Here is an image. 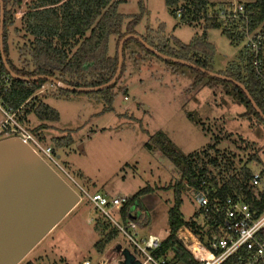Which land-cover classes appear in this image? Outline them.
Masks as SVG:
<instances>
[{
	"label": "rangeland",
	"instance_id": "374dc122",
	"mask_svg": "<svg viewBox=\"0 0 264 264\" xmlns=\"http://www.w3.org/2000/svg\"><path fill=\"white\" fill-rule=\"evenodd\" d=\"M31 1L23 0L19 7H8L13 12L7 26L9 56L18 66H22L19 49L30 36L24 30L23 16ZM211 1L225 2L232 8L252 0ZM119 12L125 15L142 13L137 31L141 34L151 32L169 40L170 45L174 44V39L188 44L196 33H202L200 27L182 23L165 0H124L119 5ZM207 41L214 48L212 67L216 73L225 70L244 50L243 43L232 44L216 28L208 31ZM138 50L133 45L128 52L126 72L113 89L112 109H108L105 95L99 92L63 94L54 85L46 83L40 95L45 103L58 111L60 119L47 123V140L42 143L54 147L51 137L73 139L70 148L58 150V161L66 174L51 164L77 192L79 187H84L91 193L101 191L132 198L139 190L151 187L152 192L140 197L144 210L139 213L137 223L141 233L156 234L164 239L169 234L168 209L174 204L173 186L179 180L180 172L172 161L147 146L150 137L163 131L185 154L215 144L236 164L240 159L244 162L251 154L258 153L262 162L252 163L251 168L255 173L263 174L264 182V125L255 118L243 117L246 108L228 96L221 86L195 89L194 72L189 67H177L175 71L172 63L149 54L143 60L133 62L130 52ZM115 52L116 38L111 37L109 54L114 56ZM188 112L192 113V118ZM3 118L0 111V121ZM29 118V123H25L28 126H25L32 131L40 122L34 115ZM246 142L250 146L247 147ZM182 201L184 217L196 221L198 228L194 229L204 236L206 226L198 225L204 221L202 217H196L198 203L187 190L182 194ZM94 214L90 203L82 199L19 264L28 261L36 264H83L85 261L103 264L105 251L114 243L119 241L129 247L119 236L121 238L99 253L94 246L99 239L95 222L89 220ZM106 253L108 255V251ZM106 260L111 264L108 258Z\"/></svg>",
	"mask_w": 264,
	"mask_h": 264
},
{
	"label": "trees",
	"instance_id": "16d2710c",
	"mask_svg": "<svg viewBox=\"0 0 264 264\" xmlns=\"http://www.w3.org/2000/svg\"><path fill=\"white\" fill-rule=\"evenodd\" d=\"M3 2L5 9L4 52L11 69L19 76L17 78L11 77V87L5 95V101L12 109L20 110L19 120L23 124L29 123L31 115L36 117L40 124L35 126L32 131L41 141L47 140L45 133L48 128L47 123L58 122L60 115L57 110L45 103L40 95L42 87L46 83L51 84V82L46 78L32 79V77L45 75L55 77L69 85L83 87L105 84L117 72L119 43L128 34L140 35L148 44L166 55L184 59L206 70L213 71L214 48L207 41L208 31L215 28L220 29L222 34L226 35L230 42L235 45L244 44L245 39L243 30L245 23L243 20L242 22H229L217 18L216 13H220L229 6L225 2L165 0L167 7L176 16H178V10H181L179 17L182 23L202 29V33H196L190 43L184 44L180 40L174 39L173 46L170 45L169 40L167 42V40L158 38L151 32L139 33L136 28L141 20L144 8L142 7L141 14L125 15L119 12V5L124 0H32L23 16L24 30L30 36L19 49V59L22 60V66H18L9 56L7 26L12 20L13 12L8 7L9 5L19 7L22 5L23 0H3ZM244 8L250 18V30H259L263 35V50L260 58L264 75V0L246 2ZM111 37L116 38L114 56L109 54ZM133 45L139 48L137 52H130L131 60L135 63L138 59L143 60L147 54L155 55L135 38L125 42L122 71L117 81L109 88L96 91L105 95L109 104L108 109H112L113 89L126 72V63L129 59L128 52ZM166 62L172 63L175 71L177 67H189L194 72L193 85L195 89L204 86L213 89L221 86L228 96L246 108L242 114L243 117L255 118L264 125V119L255 110L244 91L233 82L210 76L190 66L172 61ZM218 73L242 83L257 106L262 111L264 110L263 80L257 74L254 56L245 45L240 56L230 62L225 70ZM0 75H9L3 63L1 51ZM55 87L63 94L73 92ZM187 115L192 118L191 112H188ZM1 136L0 134V139H3L4 137ZM50 140L54 145L56 155H58V150H65L73 145V139L69 136H55L51 137ZM245 144L247 147L250 146L248 142ZM147 146L158 150L162 156L172 161L180 172V178L173 186L174 204L168 209L169 234L164 238L161 247L155 252L158 256L173 252L171 264H198L177 237L180 228L190 227L204 241V236L194 229L198 228L196 221L186 219L181 210L183 204L182 194L186 190V184L200 187L204 182L205 187L211 190L212 198L219 196L223 199L238 194L256 213L259 214L264 210V182L262 180L261 184L255 187L251 184V179L255 173L251 168V164L262 162L258 153L251 154L244 162L240 159L239 164H236L228 154L220 152L215 144L185 154L163 131L154 133L150 137ZM260 174L263 176L262 173ZM152 191L153 189L148 186L139 190L130 198L120 211L122 218L126 219L129 216L128 211H132L134 208L138 215L143 212L144 207L140 202V197ZM138 215L134 218L136 221ZM196 215V217L203 216L200 209L197 210ZM202 218L204 223H198V225L207 227L206 218L204 216ZM94 222V229L99 236L94 246L99 253H102L109 244L121 238L119 237L121 235L118 229L102 215H98ZM216 229H218L216 226L211 225L208 227L206 234L211 237ZM25 264L36 263L28 261Z\"/></svg>",
	"mask_w": 264,
	"mask_h": 264
},
{
	"label": "built area",
	"instance_id": "2783aa9c",
	"mask_svg": "<svg viewBox=\"0 0 264 264\" xmlns=\"http://www.w3.org/2000/svg\"><path fill=\"white\" fill-rule=\"evenodd\" d=\"M177 14L180 16L181 10H178ZM216 16L224 21L242 22L243 20L245 23L243 28L244 45L254 56L256 71L263 80L264 89V75L260 58L263 50V35L259 30H250V18L244 4L232 8L227 7L220 13H216ZM10 87L11 76L0 75V111L4 116L0 125V134L4 138L14 136L21 138L54 171L58 174L57 168L64 171L58 161L60 156L55 154L54 147L43 144V141L19 120L20 110L12 109L5 101V95ZM262 112L264 113V110ZM64 173L66 174L65 171ZM61 177L63 178V176ZM63 179L65 180V178ZM262 179V175L256 172L251 179V184L254 187L258 186ZM65 181L73 188L71 183ZM73 189L75 190V188ZM79 190V192L75 191L79 194L80 199H86L95 212L89 220L95 221L98 215H102L110 221L133 251L128 248L143 264H171L174 253L169 252L161 256L155 254L164 239L156 234L141 233L138 223L134 219L138 215L135 208L128 211L129 216L126 219L122 218L120 211L130 198L99 191L91 193L84 187H79ZM186 190L191 194L193 201L198 203V209L201 210L208 222L206 232L211 225L218 228L213 231L211 237L205 232L204 241L188 226L179 229L177 237L198 264H264V210L259 214L256 213L238 194L223 199L219 196L212 198L211 190L205 187L204 182L200 187L186 184ZM83 264H90V262L85 261Z\"/></svg>",
	"mask_w": 264,
	"mask_h": 264
},
{
	"label": "water",
	"instance_id": "95a60500",
	"mask_svg": "<svg viewBox=\"0 0 264 264\" xmlns=\"http://www.w3.org/2000/svg\"><path fill=\"white\" fill-rule=\"evenodd\" d=\"M4 2L0 0V51L3 63L11 77L19 76L11 69L4 52ZM131 38L158 57L199 69L210 76L233 82L239 86L258 114L264 113L252 99L247 88L231 77L206 70L184 59L171 57L152 47L137 34H128L119 43V63L114 77L98 86H73L55 77L39 75L32 79L46 78L59 89L77 92H96L112 86L118 79L123 65V46ZM79 194L35 150L19 137L0 139V264H19L29 252L79 203ZM102 258L111 264H143L121 242L114 243ZM115 255V256H113Z\"/></svg>",
	"mask_w": 264,
	"mask_h": 264
},
{
	"label": "crops",
	"instance_id": "0c3cea01",
	"mask_svg": "<svg viewBox=\"0 0 264 264\" xmlns=\"http://www.w3.org/2000/svg\"><path fill=\"white\" fill-rule=\"evenodd\" d=\"M3 120V119H2ZM2 120L0 121V125H1V123H2ZM99 192H101V191H99ZM103 193H105V192H103ZM108 258H110V257H108Z\"/></svg>",
	"mask_w": 264,
	"mask_h": 264
}]
</instances>
